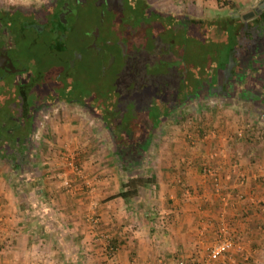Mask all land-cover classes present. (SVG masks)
<instances>
[{"label": "crops", "instance_id": "0c3cea01", "mask_svg": "<svg viewBox=\"0 0 264 264\" xmlns=\"http://www.w3.org/2000/svg\"><path fill=\"white\" fill-rule=\"evenodd\" d=\"M182 1L192 11L207 0ZM227 1L239 9L229 21L236 27L243 12L264 8V0ZM248 71L241 73L249 97H232L207 116L195 104L194 121L186 104L162 117L136 166L120 162L109 131L83 106L55 100L44 114L45 155L30 164L28 148L21 164L0 159L26 176L16 183L0 166V264H264V78L255 83ZM240 108L247 119L236 115ZM92 120L101 123L96 131ZM245 121L253 130L238 136ZM131 177L147 182L123 196ZM220 223L241 248L209 262Z\"/></svg>", "mask_w": 264, "mask_h": 264}, {"label": "trees", "instance_id": "16d2710c", "mask_svg": "<svg viewBox=\"0 0 264 264\" xmlns=\"http://www.w3.org/2000/svg\"><path fill=\"white\" fill-rule=\"evenodd\" d=\"M214 1L232 7L230 1ZM71 4L78 14L77 19L85 13L83 11L90 12L94 7L100 12V21L106 23V37L119 38L112 46L105 44L106 51L114 55L113 69H117L113 82H119L116 89L110 88L109 94L113 96L107 95L108 99L103 97L96 101L92 96L81 99L61 95L66 103L81 104L104 125L111 135L115 154L125 166L140 163L147 141L162 117L195 99L226 92L227 84L239 68V57L235 53L240 50L237 40L241 27L237 29L236 24H230V16L221 17V22L215 24L218 29L214 35L218 37H211L210 33L203 35L205 44L197 52L204 64L197 65L189 58L186 62L183 53L189 49L188 33L203 25L201 19L158 13L142 0H71ZM56 18L57 13H53L51 20ZM224 20L227 21L222 25ZM29 28V22H21L17 30L23 32ZM61 30L53 25L52 37ZM63 47L61 41L54 46V51L60 52ZM17 91L21 99L19 118L24 119L28 135L33 126V108H29L24 90L18 88ZM16 136L13 135V141L17 142ZM24 149L21 146L6 157L0 153V159H17ZM146 182L147 179L131 177L121 194L133 196L137 187Z\"/></svg>", "mask_w": 264, "mask_h": 264}, {"label": "rangeland", "instance_id": "374dc122", "mask_svg": "<svg viewBox=\"0 0 264 264\" xmlns=\"http://www.w3.org/2000/svg\"><path fill=\"white\" fill-rule=\"evenodd\" d=\"M50 1L51 0H0V8H6L9 10L14 8L32 15L37 14L39 11L42 13ZM58 1L61 2L63 0ZM142 1L158 13L167 15L171 14L180 17L188 14V18L201 19L203 25L198 26L194 31L188 33L187 43L189 49L187 53H183V58L184 60L186 59V62L189 58L194 62L196 61L195 63L197 65L204 64V59L200 57L197 52L199 47L205 44V39L202 38L203 35L210 33L211 37H218L214 35L217 33L218 29L215 24L221 22V17L224 19L227 18V16H231L234 11L235 13L239 12V9H235L234 7L223 4L218 5L214 0L203 1L201 8H197L198 6L196 5V7L191 9L192 11H185V8L182 6V0ZM83 12L85 13L81 14L78 19H75V17L69 18V21L71 20V23H73L74 26L68 35L63 37L62 43L64 47L60 52L48 49L46 45L48 40L44 36H41L38 40L35 39L33 41L26 32H23V38L18 37L16 32L9 35L7 46L9 48V54L12 59L16 61L17 66L21 68L19 72L20 76L22 78L26 77L27 79H30L29 83L20 84L27 98V103L31 105L32 100H36V98H39L40 96H45L43 94H46L51 88L54 90V95H52L53 99H50V104H52H49L47 109H43V107L39 108V106L35 108L32 121L33 129H31L29 140L30 164L33 160H38L40 155H45L46 148H43L42 144L47 143L46 140L50 141L51 137L49 135V127L47 126L48 123H46L48 116L50 115L46 114L44 116V114L45 112L51 113L53 107L57 106L54 102L56 91H60L62 89L65 95L74 96L73 98H78L80 96L79 98L86 99L92 96L91 98H94V100L97 101L103 97L108 99L107 95L112 97L113 94H109L111 91L110 88L114 87L116 89L118 87L119 81L116 80L113 82V79H116L115 72L117 70L113 69L114 64H112L111 68L103 71L102 67L109 62L110 58L107 57V61H104L103 64L102 61L105 54V51L103 50L105 48V44L110 45L112 42L111 44L113 45L115 41L119 40V38L114 39L106 37V23L105 21L102 24L100 23V12H98L94 7L90 9V12ZM225 21L227 20H224L222 25H224ZM95 26L101 27V35L100 37H97V39L95 38L96 40H90L91 37L89 35L92 34L91 31ZM85 36H89V38H85ZM116 36L119 37L120 35ZM99 40L101 43H99ZM216 40L217 39L213 40V42ZM118 46L121 47L122 44L119 42ZM72 52H75V60H73L70 64L68 63L67 58L71 57ZM191 52H193V54H191ZM15 74L17 73H4L0 71V136H2V134L4 136L9 133L12 129V123H19V121H21V123L24 124V119L19 118L21 99L18 95L17 89L20 85L14 82V76H16ZM35 77L36 79H34ZM96 93L98 94L95 95ZM57 98L59 100L64 99L63 97ZM228 98L230 97L209 96L204 99H195L188 102L184 106L185 109L183 111L188 116L187 118L190 117L192 119V117H196L197 119L198 116L192 106L197 104V108L200 109L199 113L203 116H207L218 107L220 110H222L221 107L223 105L227 107L226 103L230 102L228 100L233 99ZM78 104L79 103L76 104V101L68 103V105L76 107V109H78V107H82L81 104H79L81 106ZM58 105L60 107V103H58ZM31 107L34 108L35 105ZM178 109H180V107ZM240 109L241 110H235L236 115L241 117L242 120L247 119V117L242 118V112L246 113V110L244 108ZM223 113L225 112L223 111L218 117L224 116ZM83 115L86 118L88 117L86 110L83 112ZM194 120L195 118L192 119V121ZM100 124L101 123L99 121L92 120L91 125L94 128V131L99 129V126H101ZM38 130L40 134L37 132ZM2 143H6V145L10 144L7 138L6 141L1 140L0 144ZM0 166L4 168V174L11 181L14 180L18 183L19 180L26 178V176L19 173V171L15 173L12 169H7L1 163Z\"/></svg>", "mask_w": 264, "mask_h": 264}, {"label": "flooded vegetation", "instance_id": "af4514ba", "mask_svg": "<svg viewBox=\"0 0 264 264\" xmlns=\"http://www.w3.org/2000/svg\"><path fill=\"white\" fill-rule=\"evenodd\" d=\"M65 3L66 5L64 6ZM258 6L259 7L256 8L257 12H255L256 10L252 11V13L254 14L253 18L252 17L249 19L247 18L244 21H241L240 19L241 22L240 24L237 25V29L238 28L240 29L241 27V30H239L238 32L239 38L237 40V45L240 47V50L237 51V53L239 54L241 53L239 56V63H240L239 68L237 71H235L234 77H232L230 82L227 84V88L225 89L226 92H222L215 96H224L230 98L237 97L241 99L249 97L248 94H246V92L244 91L248 83L244 84L246 80L244 78V74L241 73V71L244 72L247 67H249V71L247 73L253 74L251 78L254 79L251 81L256 83L259 82L260 80L259 78L262 77L264 78V75L262 76L264 72L261 70L262 66H264V8L261 7V5ZM71 7H72L71 0H63L61 2H59L58 0H51L42 13H40L39 11L37 12V14H32V15L28 13H24L20 10H16L14 8L11 10L6 8L3 9L0 8V53L5 54L7 57L4 62L6 65L0 67V71L4 73H17L15 74L16 76H14V82L17 83L18 85L29 83L30 79H27L26 77L22 78L20 76L19 72L21 68L17 66L16 61L13 60L9 54V48L7 47L9 35L10 34L12 35L13 32H16L18 37L23 38V32H26L28 33L27 35L31 37V40L33 41L35 39L38 40L41 36H44L48 40V42L46 43L48 49L54 50V46H56V44H59L61 41H63V37L67 36L68 33L73 29L74 25L73 23H71V20L69 21V18L75 17L76 19L78 14L73 9V7L72 8ZM53 13H57V18L51 20V16ZM21 22L24 23L29 22L30 28L25 29V31L23 32H19L17 30V27L21 25ZM100 23L102 24L103 22L100 21ZM53 25L62 28L61 31L56 32L55 37H52L51 35ZM91 33L92 34L89 35L91 37L90 40L95 38L97 39V37H100L101 35V27L95 26L91 31ZM89 36L88 37L85 36V38H89ZM99 43H101L100 40ZM111 43L110 45H112ZM103 50L105 51V54L102 64L104 63V61H107L108 59L107 57L110 58L109 62L106 63L104 67H102V70L105 71L113 64L114 55L108 53L106 51L107 50L106 48H104ZM74 56H75V52H72L71 57L67 58L68 63L71 64L73 60H75ZM258 66H260L261 68ZM34 79H36V77ZM21 87H22L21 85L18 86L19 89ZM43 95L45 96H40V97L38 96L39 98H36V100H32L30 107L35 105V107L31 110L33 117L35 113V108L37 106H39V108L40 107L44 108L45 106H47V104L50 103L51 101L50 99L53 97L52 95H54L53 88L48 90V92ZM57 97L60 98L62 97L59 91H56L54 100H59ZM25 124H26L25 122L24 124H22L21 121H19V123H12V129L9 131V133H7L4 136L2 134V136H0L2 137V139H0V143L1 140L6 141V138L9 139L10 142V144L8 145H6V143L0 144V153H2L5 157H6V153H10L11 151H15L16 149H21V146L22 147L24 146L25 148L24 151L29 148V135L31 132H29V134L27 135V127L25 126ZM13 135H17L16 136L17 139L19 138L17 142L13 141L14 139ZM21 161H22V154H20V157L18 159H13V160L7 159L8 164L14 162H18L19 164H21Z\"/></svg>", "mask_w": 264, "mask_h": 264}, {"label": "built area", "instance_id": "2783aa9c", "mask_svg": "<svg viewBox=\"0 0 264 264\" xmlns=\"http://www.w3.org/2000/svg\"><path fill=\"white\" fill-rule=\"evenodd\" d=\"M253 130L252 125L247 122L240 126V128L237 129V135H241L244 132H249ZM71 167H73L76 171H78L77 166L72 161L68 162ZM239 182L241 183L242 180L239 179ZM264 182V181H263ZM259 211L263 217V224H264V197L259 200L258 203ZM241 248L240 243L236 241L231 233L229 232L228 227L224 223H220L217 227V231L215 234L214 242L211 244L207 251L206 259L207 261H215L221 256H224L226 254H229L234 251H239ZM107 254H111L114 250L113 245L107 244L106 246ZM242 260H247V257L243 254ZM175 264H196V263H188L182 259H179L175 262Z\"/></svg>", "mask_w": 264, "mask_h": 264}, {"label": "water", "instance_id": "95a60500", "mask_svg": "<svg viewBox=\"0 0 264 264\" xmlns=\"http://www.w3.org/2000/svg\"><path fill=\"white\" fill-rule=\"evenodd\" d=\"M66 5V3L64 4V6ZM262 7V6H261ZM252 11L248 12V13H244L243 15H241V19L242 20H246L247 18L252 16ZM61 16V15H60ZM6 55L5 54H1L0 53V67H2L3 65H6L4 62L6 60ZM8 65V64H7Z\"/></svg>", "mask_w": 264, "mask_h": 264}]
</instances>
